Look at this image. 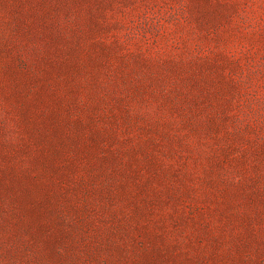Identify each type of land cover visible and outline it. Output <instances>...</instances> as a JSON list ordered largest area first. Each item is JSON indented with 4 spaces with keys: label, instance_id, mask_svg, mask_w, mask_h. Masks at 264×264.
I'll return each mask as SVG.
<instances>
[{
    "label": "rangeland",
    "instance_id": "obj_1",
    "mask_svg": "<svg viewBox=\"0 0 264 264\" xmlns=\"http://www.w3.org/2000/svg\"><path fill=\"white\" fill-rule=\"evenodd\" d=\"M0 264H264V0H0Z\"/></svg>",
    "mask_w": 264,
    "mask_h": 264
}]
</instances>
